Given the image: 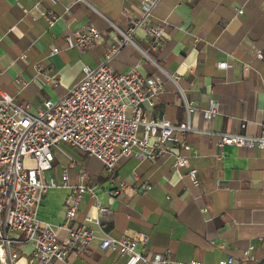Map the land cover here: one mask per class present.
Returning a JSON list of instances; mask_svg holds the SVG:
<instances>
[{
	"label": "crops",
	"instance_id": "0c3cea01",
	"mask_svg": "<svg viewBox=\"0 0 264 264\" xmlns=\"http://www.w3.org/2000/svg\"><path fill=\"white\" fill-rule=\"evenodd\" d=\"M37 2L61 16L55 25L44 17L33 18L30 9ZM141 13V0H58L56 4L0 0V94L9 93L29 103L32 110L46 99L58 100L82 78L84 66L96 67L103 61L111 44L122 38L118 29H127ZM152 20L166 23L164 44L152 52L155 63L125 45L111 66L123 72L135 68L155 77L163 87L155 112L172 123L184 120L185 97L196 105L194 126L259 134L264 126V0H157ZM87 25L100 30V41L84 51L67 48V35ZM135 39L147 47L143 30ZM54 47L60 51L53 53ZM221 61L231 66L219 68ZM35 64L52 80L38 77ZM172 76L178 77L177 83ZM211 100L219 103V113L206 122L203 110ZM186 138L191 156L188 167L180 169L173 167L172 156L155 160L131 156L122 158L110 172L99 159L69 144L54 148L47 178H60L67 168L74 183L86 173L89 182L100 185V200L109 211L101 216V225L86 222V215L95 217L97 212L95 201L85 196L73 222L87 224L96 237L85 253L50 264H123L119 255L101 250L104 232L146 233L150 252L169 251L174 259L202 264H217L230 256L235 264H247L242 253L252 246L255 259L250 264H264V150L221 148L198 132ZM25 162L35 164L33 157ZM192 167L198 170L199 185L187 175ZM112 177L115 184L125 180L137 192L110 196L104 189L111 186ZM69 193L66 187L50 188L39 207L40 219L61 224ZM66 234L60 231L62 238ZM31 251V243L20 246L17 264H30Z\"/></svg>",
	"mask_w": 264,
	"mask_h": 264
},
{
	"label": "built area",
	"instance_id": "2783aa9c",
	"mask_svg": "<svg viewBox=\"0 0 264 264\" xmlns=\"http://www.w3.org/2000/svg\"><path fill=\"white\" fill-rule=\"evenodd\" d=\"M141 4V15L132 20L127 29H118L122 38L111 44L103 61L96 67L84 66L82 78L58 100L46 99L32 110L29 103L6 92L0 94V264H17L19 247L25 243L32 244L30 264L65 261L73 253H85L96 237L87 224L73 220L88 195L95 201L97 215H86L84 220L101 225V216L109 208L100 200V185L89 182L86 173L71 182L67 168L62 170L60 178L46 176L53 167L52 150L63 143L96 157L110 172H114L122 158L131 156L139 160L172 156L175 169L188 167L191 146L186 136L193 132L207 136L221 148L233 145L264 150V126L256 135L217 131L208 126L198 128L192 121L196 105L185 97V118L172 123L155 112L156 100L163 88L155 77L143 75L135 68L123 72L111 66L112 59L125 45L134 46L155 63L152 52L164 44L166 23L152 20L157 0H141ZM65 9L69 11L70 7ZM34 10L38 11L37 16L33 14ZM30 12L34 19L46 18L50 26L61 18L52 9L42 8L39 2ZM139 30H143L149 39L146 48L135 39ZM100 39V30L87 25L68 34L66 46L84 51ZM58 51L59 47L53 48V53ZM258 57L263 58V54L259 52ZM230 66L228 61L218 63L222 69ZM35 69L38 77L52 80L40 64H35ZM171 79L175 83L178 81L177 76ZM218 113L219 103L213 100L203 110L206 122ZM241 127L245 128L246 123ZM27 157L34 158L33 166L26 164ZM187 175L194 185L200 184L197 168H190ZM111 181V186L104 191L112 197L137 192L136 187L125 180L115 184L112 177ZM53 187L70 189L66 217L59 225L39 217L42 200ZM150 188L147 185V189ZM61 230L67 232L65 238L60 236ZM148 239L146 233L114 236L104 232L99 246L104 252L122 257L123 264H202L198 260L174 259L169 251L150 252ZM252 248L249 246L242 253L241 259L247 264L255 259ZM217 264H235V257L220 259Z\"/></svg>",
	"mask_w": 264,
	"mask_h": 264
},
{
	"label": "rangeland",
	"instance_id": "374dc122",
	"mask_svg": "<svg viewBox=\"0 0 264 264\" xmlns=\"http://www.w3.org/2000/svg\"><path fill=\"white\" fill-rule=\"evenodd\" d=\"M52 153L54 154V149L52 150Z\"/></svg>",
	"mask_w": 264,
	"mask_h": 264
}]
</instances>
